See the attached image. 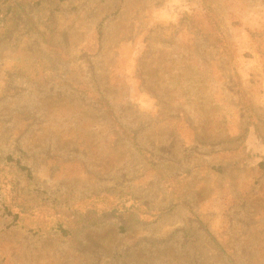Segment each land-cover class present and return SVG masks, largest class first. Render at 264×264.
Segmentation results:
<instances>
[{
    "label": "rangeland",
    "instance_id": "obj_1",
    "mask_svg": "<svg viewBox=\"0 0 264 264\" xmlns=\"http://www.w3.org/2000/svg\"><path fill=\"white\" fill-rule=\"evenodd\" d=\"M0 11V264H264V0Z\"/></svg>",
    "mask_w": 264,
    "mask_h": 264
},
{
    "label": "trees",
    "instance_id": "obj_2",
    "mask_svg": "<svg viewBox=\"0 0 264 264\" xmlns=\"http://www.w3.org/2000/svg\"><path fill=\"white\" fill-rule=\"evenodd\" d=\"M12 16L11 11H0V28H7L5 24H7V21H9L10 17ZM98 101V103L100 104V106H102V108L107 109L106 111L111 114L110 109L107 107V105L101 101V99L97 98L96 99ZM25 170L28 171V169L26 167H21Z\"/></svg>",
    "mask_w": 264,
    "mask_h": 264
}]
</instances>
